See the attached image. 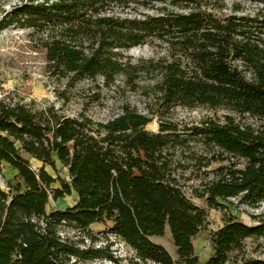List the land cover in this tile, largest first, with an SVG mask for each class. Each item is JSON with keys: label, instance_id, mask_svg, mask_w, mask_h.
Returning <instances> with one entry per match:
<instances>
[{"label": "trees", "instance_id": "obj_1", "mask_svg": "<svg viewBox=\"0 0 264 264\" xmlns=\"http://www.w3.org/2000/svg\"><path fill=\"white\" fill-rule=\"evenodd\" d=\"M158 1L18 0L3 11L0 28L33 29L46 70L68 83L82 77L133 83L145 74L157 77L150 90L158 105L225 112L182 126L159 119L152 131L146 125L153 109L123 105L99 121L82 110L67 115L54 105L0 100V164L15 169L17 179L8 190L0 187V264H76L98 257L99 248H81L57 232L61 223L86 230L96 222H110L107 231L143 260L197 264L192 241L207 214L187 189L215 209L264 201V16L238 13L236 5L223 11L222 0ZM131 2L154 11L136 15ZM154 41L164 55L132 61L120 52ZM31 158L41 163L37 169ZM57 162L67 179L45 168L56 171ZM209 173L199 187L186 184ZM71 193L73 205L46 211L50 196ZM252 217L258 224L228 215L209 235L204 264H264L245 253L247 238H264V214ZM166 228L175 256L151 239Z\"/></svg>", "mask_w": 264, "mask_h": 264}, {"label": "rangeland", "instance_id": "obj_2", "mask_svg": "<svg viewBox=\"0 0 264 264\" xmlns=\"http://www.w3.org/2000/svg\"><path fill=\"white\" fill-rule=\"evenodd\" d=\"M154 1L156 5L161 4L158 0ZM17 2L18 0H0V18H2L5 9H9ZM131 3L136 6L132 10V13L136 15H141L144 11L149 13L154 11V8L150 6L144 7L135 2ZM221 4L223 11H229L236 5L238 13L264 16V0H222ZM37 41L38 35L31 28L13 25L0 28V100L19 102L34 108L54 105L59 112L67 115H74L82 110L94 120L99 121H105L119 114L123 105H128L143 113H149L153 109L155 114L146 125V129L152 131L158 129L159 119L182 126L196 123L207 116H220L225 112L222 109L213 110L204 106L186 107L172 104L165 107L158 105L150 90L157 77L145 74H142L133 83L126 82L123 78H117L113 84L104 85L100 77L94 79L82 77L68 83L66 78L56 77L46 70L44 49L39 46ZM120 52L124 57L128 56L132 61H136L160 57L164 55L165 50L154 41L122 49ZM234 116L235 119L242 122L254 120L247 114H234ZM29 163L33 169H37L41 165L33 158L29 159ZM216 165L217 163H212L204 169L210 170ZM45 168L53 177L68 178L66 169L61 167L58 162L56 171L49 166H45ZM185 174L190 175L189 170ZM15 175V169L7 163H1L0 187L8 190L9 186H14L17 183ZM211 176V173L197 178L192 176L186 181V184L191 187H199L200 180L209 179ZM58 185V182L52 184L53 187ZM187 195L190 196L192 202L204 208L207 214L205 228L192 241L194 251L198 256L197 264H204L210 255L209 235L222 226L228 215L232 214L248 225H255L258 224L259 218L252 216L264 214V201H261L256 207L246 204L235 207L229 203L227 209H215L208 207L204 198L192 195L190 189H187ZM75 199L73 193L56 199L50 196L46 211L49 212L54 208L64 209L73 205ZM108 225L110 222L106 224L96 222L86 230H78L61 223L57 227V232L62 238H66L81 248L92 247L102 251L100 256L79 259L76 264H156L138 257L136 251L119 236L107 231ZM151 239L163 245L172 256H175V247L168 228L165 229L163 235L152 236ZM244 249L246 255L264 260V238H247L244 241Z\"/></svg>", "mask_w": 264, "mask_h": 264}]
</instances>
